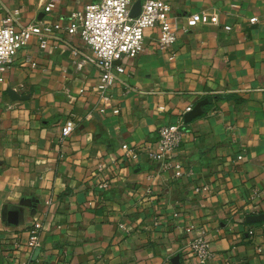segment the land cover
Segmentation results:
<instances>
[{
  "label": "crops",
  "instance_id": "1",
  "mask_svg": "<svg viewBox=\"0 0 264 264\" xmlns=\"http://www.w3.org/2000/svg\"><path fill=\"white\" fill-rule=\"evenodd\" d=\"M49 1L0 0V18L19 8L18 27L67 23L93 0H54L47 11ZM169 1L180 21L176 42L162 51L158 28H147L145 49L127 62L110 99H99L100 69L74 34L58 33L56 48H41L35 36L6 68L0 264H200L189 244L202 230L209 264H264V219L247 220L264 213V0ZM204 9L220 22L191 18ZM204 97L209 103L185 121L173 154L193 174L176 176L144 151L126 154L122 144L153 146L160 126ZM68 117L76 126L63 137ZM37 219L34 258L26 241Z\"/></svg>",
  "mask_w": 264,
  "mask_h": 264
},
{
  "label": "built area",
  "instance_id": "2",
  "mask_svg": "<svg viewBox=\"0 0 264 264\" xmlns=\"http://www.w3.org/2000/svg\"><path fill=\"white\" fill-rule=\"evenodd\" d=\"M136 0H93L83 7L74 8L70 12V20L67 23L59 21L31 22L21 27L17 25L19 8H15L0 18V82L5 80L6 68L16 60L19 50L25 47L33 37H37L41 48L48 46L58 47V43H51L58 33L77 35L93 54L94 61L100 69L97 82L99 99H110L113 95L111 89L118 79V75L127 71V62L135 58L145 49V31L147 28H158L157 47L162 50L172 48L178 37L180 21L178 16L172 13V4L169 0H141V11L136 16H131V8ZM55 6L51 0L45 5L49 11ZM194 21L203 23L220 22V15L216 11L208 9L195 12L191 15ZM252 22L258 20L257 16L250 17ZM226 29L231 25L226 24ZM75 53H79L74 49ZM31 65L36 66L37 61L31 60ZM84 89H81L83 91ZM193 106L185 108L180 119L171 124L162 125L159 128V137L156 143L147 149L122 144L126 154L136 159L145 154L151 160L160 161L163 169L173 168L176 176L185 173L193 174V169H184L183 164L174 160L173 154L182 143L185 134L184 113ZM160 108H164L163 105ZM104 110V107H101ZM118 112L119 108H115ZM76 126V120L68 117L62 125V136L72 133ZM242 157V154L239 155ZM100 165L98 171H102ZM151 178V174L148 175ZM102 187L109 185V179L100 182ZM208 186L198 185L197 191L207 189ZM43 222L40 219L33 223L26 246L33 251L42 245L41 230ZM193 226L187 228L191 230ZM251 233L253 229L249 230ZM190 250L197 256L200 264H209L212 257L210 241L205 230L198 232L189 244ZM224 264V263H214Z\"/></svg>",
  "mask_w": 264,
  "mask_h": 264
},
{
  "label": "water",
  "instance_id": "3",
  "mask_svg": "<svg viewBox=\"0 0 264 264\" xmlns=\"http://www.w3.org/2000/svg\"><path fill=\"white\" fill-rule=\"evenodd\" d=\"M141 11V0H136L131 8V16H136ZM210 99L208 97H204L198 100L191 110H188L184 113V119L186 122L191 121L195 117L201 115L205 110V105L209 103ZM264 219V213H252L247 215V220L249 222L260 221ZM41 247L37 246L34 250V258L37 257ZM179 255L177 254L175 258H178Z\"/></svg>",
  "mask_w": 264,
  "mask_h": 264
}]
</instances>
